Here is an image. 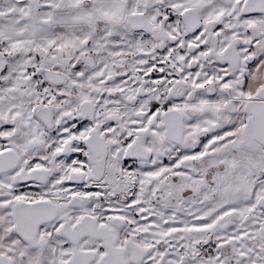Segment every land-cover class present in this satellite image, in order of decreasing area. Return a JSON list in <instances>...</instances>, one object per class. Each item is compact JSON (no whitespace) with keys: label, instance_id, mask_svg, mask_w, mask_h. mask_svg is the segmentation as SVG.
I'll return each instance as SVG.
<instances>
[{"label":"snow or ice","instance_id":"obj_1","mask_svg":"<svg viewBox=\"0 0 264 264\" xmlns=\"http://www.w3.org/2000/svg\"><path fill=\"white\" fill-rule=\"evenodd\" d=\"M0 264H264V0H0Z\"/></svg>","mask_w":264,"mask_h":264}]
</instances>
